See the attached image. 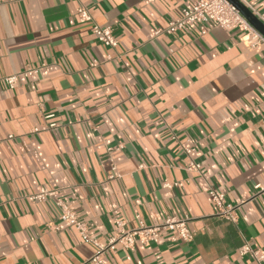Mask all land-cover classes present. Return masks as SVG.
Instances as JSON below:
<instances>
[{
  "label": "crops",
  "instance_id": "0c3cea01",
  "mask_svg": "<svg viewBox=\"0 0 264 264\" xmlns=\"http://www.w3.org/2000/svg\"><path fill=\"white\" fill-rule=\"evenodd\" d=\"M244 1L264 13V0ZM191 2L0 0V264H91L96 245L62 225L57 198L29 199L42 188L103 245L116 218H190V242L165 231L107 252L106 264H262L239 249H264V45L213 24L156 34ZM81 5L113 27L117 47L78 20Z\"/></svg>",
  "mask_w": 264,
  "mask_h": 264
},
{
  "label": "built area",
  "instance_id": "2783aa9c",
  "mask_svg": "<svg viewBox=\"0 0 264 264\" xmlns=\"http://www.w3.org/2000/svg\"><path fill=\"white\" fill-rule=\"evenodd\" d=\"M251 11L264 23V13H259L253 6L242 0ZM76 15L81 23H92V31L97 39L107 47H117L119 44L118 39L114 34V29L110 25H101L93 21L92 15L89 9L85 5H81L76 10ZM189 23L202 24V32L206 33L210 28L209 24L223 28L231 29L236 28L242 33V39L244 44L250 48H257L264 45V35L259 32L228 0H192L191 5L185 7L182 10L181 15L170 21L165 28L158 29L156 34L168 33L172 34L180 29L184 28ZM43 65L37 67H29L20 73L9 75L5 78L6 84L11 88H16L18 80L21 76L32 77L40 73ZM53 115H47L46 118H51ZM55 123L50 124V127H54ZM38 129H34L37 132ZM194 150L193 147L186 148L187 153H191ZM115 166L113 170H115ZM187 169L189 171H200L201 164L191 162ZM114 176L112 175L111 178ZM256 189L264 190L261 185H256ZM212 202L218 207L220 215L235 220L232 209L226 204L225 194L215 188L209 190ZM57 198L58 205L62 209L61 223L64 226H76L83 238L87 241H92L97 250L95 254L89 260L91 264H106L105 254L109 251L116 252L118 246L126 249L135 247L137 243L143 245H152L158 243L163 235V232L170 231L172 233L173 241H185L190 242L194 235L188 227L187 215L183 218L167 217L163 222L156 225H149L143 220H139L138 225L135 227H128L127 223L122 218L114 219V227L108 238L107 244L103 245L96 240L90 238L88 233V224L82 222L76 211L69 205L58 198V192L49 189L42 188L37 193H34L29 197L32 202L46 201L48 198ZM239 255L244 257L246 255H252L259 263H264V249L255 248L247 241L239 249Z\"/></svg>",
  "mask_w": 264,
  "mask_h": 264
},
{
  "label": "water",
  "instance_id": "95a60500",
  "mask_svg": "<svg viewBox=\"0 0 264 264\" xmlns=\"http://www.w3.org/2000/svg\"><path fill=\"white\" fill-rule=\"evenodd\" d=\"M237 8L247 20L264 35V23L251 11V9L242 0H228Z\"/></svg>",
  "mask_w": 264,
  "mask_h": 264
}]
</instances>
